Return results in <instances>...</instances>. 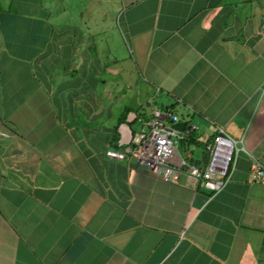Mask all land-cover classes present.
I'll use <instances>...</instances> for the list:
<instances>
[{
    "label": "crops",
    "instance_id": "crops-1",
    "mask_svg": "<svg viewBox=\"0 0 264 264\" xmlns=\"http://www.w3.org/2000/svg\"><path fill=\"white\" fill-rule=\"evenodd\" d=\"M13 1L0 264H264V184L248 181L251 156L264 165V0H86L80 15ZM170 105L201 141L218 126L242 140L221 189L165 181L130 152Z\"/></svg>",
    "mask_w": 264,
    "mask_h": 264
},
{
    "label": "built area",
    "instance_id": "built-area-1",
    "mask_svg": "<svg viewBox=\"0 0 264 264\" xmlns=\"http://www.w3.org/2000/svg\"><path fill=\"white\" fill-rule=\"evenodd\" d=\"M180 120L169 107H152L142 127L132 133L130 152L139 164L165 181L174 180L176 172L183 171L192 185L202 183L213 192L221 189L230 179L238 151L245 150L242 140L218 126L204 144L206 160L193 162L181 141L197 133L198 128L193 122H186L183 129L176 128L173 124ZM251 158L248 181L264 184V165Z\"/></svg>",
    "mask_w": 264,
    "mask_h": 264
},
{
    "label": "rangeland",
    "instance_id": "rangeland-1",
    "mask_svg": "<svg viewBox=\"0 0 264 264\" xmlns=\"http://www.w3.org/2000/svg\"><path fill=\"white\" fill-rule=\"evenodd\" d=\"M43 5L48 8V0H39ZM1 5L4 9H9L11 6L12 10L14 8V1L13 0H0ZM56 5H53V10H66V11H73L77 12L78 15L81 14L82 11L87 10L88 4L86 0H56ZM201 148H195V155H200Z\"/></svg>",
    "mask_w": 264,
    "mask_h": 264
},
{
    "label": "trees",
    "instance_id": "trees-1",
    "mask_svg": "<svg viewBox=\"0 0 264 264\" xmlns=\"http://www.w3.org/2000/svg\"><path fill=\"white\" fill-rule=\"evenodd\" d=\"M3 10V7L1 5V2H0V11ZM169 108H171L173 111H175V107L174 106H167ZM176 112V111H175ZM206 140H200L197 136L196 133H192L190 135H188L184 140L181 141V145L185 146V145H190V144H195L197 146H201L202 148L204 147V144H205ZM204 160H206V156H205V153H204Z\"/></svg>",
    "mask_w": 264,
    "mask_h": 264
},
{
    "label": "water",
    "instance_id": "water-1",
    "mask_svg": "<svg viewBox=\"0 0 264 264\" xmlns=\"http://www.w3.org/2000/svg\"><path fill=\"white\" fill-rule=\"evenodd\" d=\"M185 124H186L185 121L180 120V121H178V122H175L173 125H174L176 128L183 129L184 126H185Z\"/></svg>",
    "mask_w": 264,
    "mask_h": 264
}]
</instances>
